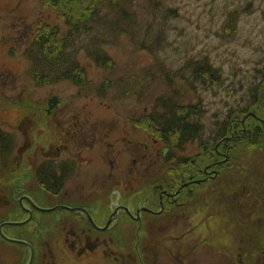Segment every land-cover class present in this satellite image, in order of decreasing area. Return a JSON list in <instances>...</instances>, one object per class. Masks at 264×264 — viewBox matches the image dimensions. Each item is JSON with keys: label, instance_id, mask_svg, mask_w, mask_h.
<instances>
[{"label": "rangeland", "instance_id": "obj_1", "mask_svg": "<svg viewBox=\"0 0 264 264\" xmlns=\"http://www.w3.org/2000/svg\"><path fill=\"white\" fill-rule=\"evenodd\" d=\"M82 1L87 4L90 0ZM127 1L128 11L136 17L131 30L147 46L133 43L122 30L105 33L107 38L101 40L100 46L91 45L90 38L102 33L96 27L86 36L90 40L79 42L86 47L78 54L79 64L90 81L79 86L63 79L38 86L30 76L26 47L40 25H56L62 34L68 26L54 8L39 0H0V128L14 136L13 146L6 151L15 155L8 170L18 171V153L25 149L26 134H30L32 146L40 138H52L53 130L49 133L33 120L38 116L33 109H40L44 117L52 95L60 98L53 115L55 121L62 120L58 126H66V115H75L71 121L77 127L104 130L112 126L116 134L110 139H117L124 123L134 117L138 142L148 141L149 134L144 130L156 135L148 115L158 97L167 101L175 97L180 104L201 102L203 137L207 138L221 125L229 108H238L253 99L254 82L261 81L257 101L251 107L258 117L249 122L264 127V78L258 73L264 67V0ZM158 32L161 44L153 46L151 41ZM94 48H100V56H105L102 58L109 61V66L93 62L88 50ZM193 61L211 64L220 75L218 80L209 72L201 75L196 69L194 73ZM96 137H89L88 143L98 142L100 132ZM199 140L177 148V153L187 159L188 164L183 166L186 174L198 170L204 177L205 168L224 160V155L216 156V151L211 154L210 147ZM215 143L216 140L210 143L212 148ZM213 167L218 173L213 176L212 172L211 178L197 184L190 197V202L201 209L199 264H264V145L237 149L224 164ZM106 168L104 172L108 173L110 168ZM119 177L115 173L113 181L106 178L108 185H122L118 184ZM77 181L92 185L90 167L82 169ZM77 181L69 185L74 187ZM141 182L151 186L146 180ZM112 187L109 185V189ZM56 212L64 210L53 213ZM123 234L130 239V230Z\"/></svg>", "mask_w": 264, "mask_h": 264}, {"label": "flooded vegetation", "instance_id": "obj_2", "mask_svg": "<svg viewBox=\"0 0 264 264\" xmlns=\"http://www.w3.org/2000/svg\"><path fill=\"white\" fill-rule=\"evenodd\" d=\"M51 97L44 117L33 109L39 116L33 120L54 134L34 146L26 134L16 172L7 169L15 155L5 150L13 140L1 134L0 264H199L201 209L190 197L220 162L207 166L204 177L198 170L186 174L185 157L151 131L139 129L149 134L139 144L134 117L117 139H110L116 134L112 126L77 127L75 115H66V126H58L62 120L53 115L60 98L50 106ZM233 128L224 137L233 135ZM99 132V141L89 144ZM84 167L91 169L92 185L77 181ZM115 173L122 185L111 182L109 189L106 178ZM144 180L151 186H143ZM59 206L64 212L53 213ZM127 229L130 239L123 234Z\"/></svg>", "mask_w": 264, "mask_h": 264}, {"label": "trees", "instance_id": "obj_3", "mask_svg": "<svg viewBox=\"0 0 264 264\" xmlns=\"http://www.w3.org/2000/svg\"><path fill=\"white\" fill-rule=\"evenodd\" d=\"M39 2L44 6L54 8L56 13L64 18L68 30L62 34L56 25L44 23L38 27L34 40L26 47L25 54L31 63L30 73L37 85L51 84L64 79L72 80L79 86L82 84L85 86L88 78L84 72L85 70L81 67L82 64L81 66L79 64L81 61L78 60V54L79 52H85L86 47L81 46L82 43L79 42H83L82 39H87V34H90L96 27L101 28L102 33L93 35L90 38L91 40L87 39L90 40L91 45L100 46L103 44L101 40L107 38L105 33L106 35L117 34L121 33L120 30H122V34L129 35L133 43L141 47L147 46V42L142 41V37L138 38L137 34L131 30V27L135 26L136 17L128 11L127 8H130V6L127 0H90L87 4L82 0H39ZM150 11L154 13L155 9H150ZM161 39V33L158 32L156 37L152 39L151 45H160ZM88 51H90L89 56L98 66H109V61L102 58H105V56H100V48ZM193 62L194 73H196V69L199 71L197 74L201 75H207L206 72H209L212 78L218 80L220 75L215 68H212L211 64L205 61L202 63ZM258 73H262V78H264V67L258 69ZM260 84L261 81L257 84L254 82L255 86L252 88L253 99L240 104L238 108H229V111H226V116L221 120V125L216 126L207 138L203 137L204 123L202 116L204 107L200 105L201 102L198 105L197 103L180 104L175 97L169 99V101L163 97H158L154 102L152 112L148 115V120L156 128V136L172 147L182 148L187 143L200 139L199 141L203 146L210 147L211 154H213V151H217L215 155L219 156V153L223 151L230 158L235 150L242 147L264 145V127L250 125L249 122L250 118L258 117L257 114L256 116H248L245 119L243 122L244 129H241V126L238 128L235 126L239 122L242 123L247 114L253 112L251 107L257 101ZM231 124L234 126L232 138L226 139L222 142L220 148L216 150L215 146L219 140L229 134ZM1 134L3 136L0 131V138H2ZM215 140L216 143L212 148L210 143ZM186 164L188 162H185ZM47 172L60 179L57 174H54L53 166H48Z\"/></svg>", "mask_w": 264, "mask_h": 264}, {"label": "water", "instance_id": "obj_4", "mask_svg": "<svg viewBox=\"0 0 264 264\" xmlns=\"http://www.w3.org/2000/svg\"><path fill=\"white\" fill-rule=\"evenodd\" d=\"M56 102H57V98H56V97H53V98L50 100V103H56ZM168 150H169V148H165L164 153H166Z\"/></svg>", "mask_w": 264, "mask_h": 264}]
</instances>
